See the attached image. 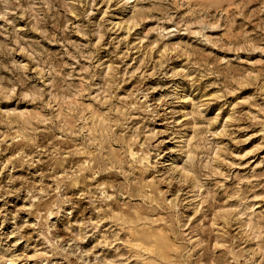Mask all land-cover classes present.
<instances>
[{
  "label": "rangeland",
  "instance_id": "rangeland-1",
  "mask_svg": "<svg viewBox=\"0 0 264 264\" xmlns=\"http://www.w3.org/2000/svg\"><path fill=\"white\" fill-rule=\"evenodd\" d=\"M0 264H264V0H0Z\"/></svg>",
  "mask_w": 264,
  "mask_h": 264
}]
</instances>
